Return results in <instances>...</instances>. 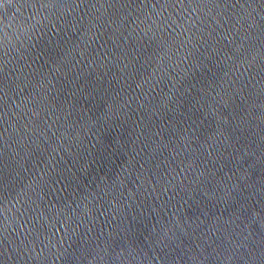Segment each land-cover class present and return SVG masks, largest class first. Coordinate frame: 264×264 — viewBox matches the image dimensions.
<instances>
[{
  "label": "water",
  "instance_id": "obj_1",
  "mask_svg": "<svg viewBox=\"0 0 264 264\" xmlns=\"http://www.w3.org/2000/svg\"><path fill=\"white\" fill-rule=\"evenodd\" d=\"M0 264H264V0H0Z\"/></svg>",
  "mask_w": 264,
  "mask_h": 264
}]
</instances>
